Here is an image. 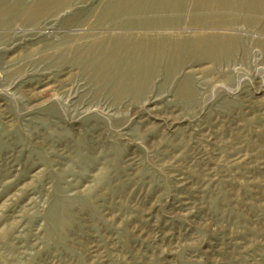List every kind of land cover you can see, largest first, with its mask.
I'll return each mask as SVG.
<instances>
[{
	"label": "rangeland",
	"instance_id": "rangeland-1",
	"mask_svg": "<svg viewBox=\"0 0 264 264\" xmlns=\"http://www.w3.org/2000/svg\"><path fill=\"white\" fill-rule=\"evenodd\" d=\"M0 264H264V0H0Z\"/></svg>",
	"mask_w": 264,
	"mask_h": 264
},
{
	"label": "bare ground",
	"instance_id": "bare-ground-1",
	"mask_svg": "<svg viewBox=\"0 0 264 264\" xmlns=\"http://www.w3.org/2000/svg\"><path fill=\"white\" fill-rule=\"evenodd\" d=\"M5 8V7H4ZM17 17V16H16ZM2 27V26H1ZM108 65V64H107ZM117 84V83H116Z\"/></svg>",
	"mask_w": 264,
	"mask_h": 264
}]
</instances>
